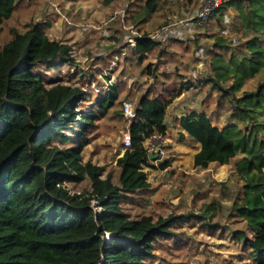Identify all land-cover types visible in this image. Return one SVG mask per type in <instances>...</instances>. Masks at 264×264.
<instances>
[{"label":"trees","instance_id":"obj_1","mask_svg":"<svg viewBox=\"0 0 264 264\" xmlns=\"http://www.w3.org/2000/svg\"><path fill=\"white\" fill-rule=\"evenodd\" d=\"M23 1L0 0V23L10 19ZM158 3L148 0L139 9L135 15L137 25L158 11ZM230 3L236 1H226ZM237 4L243 9L244 28L251 34L244 41L247 50L239 56L231 52L227 60L228 44L218 39L209 55L212 74L203 81L198 77L181 81L182 86L172 89L170 98L153 94L149 86L134 106L135 115L128 126L131 145L117 159L116 177L104 166L82 161L90 130L117 104L116 86L90 101L78 85H48L35 69L66 60L72 45L51 40L38 24L12 31L10 39L0 46V264H149L157 241L174 236V222L190 215L155 218L152 214L133 216L128 210L131 194L150 185L144 167L150 165L151 153L144 141L167 133L168 106L183 88L202 85L209 78L221 91L220 101L225 105L210 112H185L178 118L183 129L181 139L187 135L200 143L194 155L196 166L233 163L247 174L253 173L248 186L261 184L264 0ZM222 17L218 16L220 23ZM158 43L148 31L136 39L135 52L144 64L140 72L148 78L155 76L158 68L146 61V56ZM174 52L171 56L179 66L178 49ZM253 78L257 79L254 87L245 88L247 80ZM227 81L230 85L225 87ZM243 87L242 95L237 96ZM224 107L228 121L221 124L215 115ZM240 152L244 153L242 157ZM155 159L159 160L160 155ZM169 165L167 159L159 162L160 168ZM85 173L92 187L89 198L100 201L101 211L87 203L88 197L79 199L69 192L68 183L83 179ZM263 195L257 193L254 202L238 205L254 232L244 244L255 264H264ZM109 232L112 235L107 238Z\"/></svg>","mask_w":264,"mask_h":264},{"label":"rangeland","instance_id":"obj_2","mask_svg":"<svg viewBox=\"0 0 264 264\" xmlns=\"http://www.w3.org/2000/svg\"><path fill=\"white\" fill-rule=\"evenodd\" d=\"M147 1L25 0L10 19L0 23V46L10 39L13 30H25L33 24H38L51 40L72 45V53L66 60L35 69L42 73L48 85L60 82L78 85L90 101L105 95L112 85L116 86L117 104L107 116L95 122L82 157L83 162L104 166L115 177L116 162L125 151L123 137L131 118L124 114L123 102L129 100L134 107L149 86L153 94L170 98L171 90L182 86L181 81L191 77L203 81L212 74L209 55L213 54L211 48L218 39L228 44L225 55L228 60L231 52L239 56L247 50L244 41L251 36L242 22L243 9L237 7V3L246 5L247 0H235V4L220 0L203 21L196 20L197 12L214 0H158V11L137 25L135 15ZM219 9L224 11L216 14ZM220 15L224 17L221 23ZM171 22L183 34L172 32L174 27L166 28L169 32L155 39L158 46L147 54L146 61H152L158 71L148 78L140 72L144 64L138 61L131 38L144 31L150 36ZM176 49L179 66L171 56ZM256 82L257 79H248L245 88L254 87ZM187 85L188 82L183 86ZM229 85V81L224 82L225 87ZM245 88L236 95H242ZM220 93L213 87V78L202 85L183 88L180 97L173 98L168 106L167 133L163 136L166 141L160 146L164 154L156 148L160 141L156 135L144 141L152 155H161L159 160L150 158V165L144 167L150 185L131 194L128 210L133 216L152 214L155 218L190 215L174 222L171 227L174 236L157 241L149 264H255L244 244L245 238H252L254 232L238 205L249 200L254 202L257 193L263 195L264 179L253 187L247 184L253 173L247 174L233 163L211 164L207 168L196 166L194 155L200 143L187 135L184 139L180 136L178 118L191 109L210 112L223 107L225 101H220ZM228 99L231 100V95ZM222 111L215 115L221 124L228 121L227 107ZM261 119L264 122V113ZM261 138L264 152V133ZM243 155L239 153L240 157ZM166 159L170 165L160 168L159 162ZM67 186L70 194L79 199L88 197L87 203L91 199L87 173L83 179ZM212 213L215 215L211 216Z\"/></svg>","mask_w":264,"mask_h":264},{"label":"built area","instance_id":"obj_3","mask_svg":"<svg viewBox=\"0 0 264 264\" xmlns=\"http://www.w3.org/2000/svg\"><path fill=\"white\" fill-rule=\"evenodd\" d=\"M219 2H220V0H214V1L210 2L209 4L207 3L203 9H200L197 12V14L195 16L197 18L196 20L197 21H203V20L207 19L211 10L214 9L215 7H217L219 5ZM172 27H174V29H175L172 32H175L177 34H183L181 32L182 30H180L175 24H172V22H171V23L165 25L161 30L155 31L153 34L150 35V37H152L153 39H157L158 37L165 34L166 32H169V31H167L166 28H172ZM140 36H138V37H140ZM138 37L131 38L132 44H134V45L136 44V39ZM122 108H123V112L126 116L133 117L135 115L134 107L132 106L131 101H129V100L124 101ZM163 136H165V135L158 134V135H156L155 138H160V141L157 143L156 148H160V152L164 154L163 149L160 147L161 144H163L166 141V138H163ZM150 138H152V137H150ZM130 145H131V135H130V132L128 130L124 134V137H123V146H124V148H126V147H129ZM146 148H147L148 152L151 153V155H152V152L149 151V148L148 147H146ZM157 154H159V153H157ZM159 155H161V154H159ZM63 185L65 186V184H63ZM88 203H89V205L94 207L95 211H101L102 205L98 199L92 197L91 199L88 200ZM111 235H112V233H110V232L107 233V238H110Z\"/></svg>","mask_w":264,"mask_h":264},{"label":"water","instance_id":"obj_4","mask_svg":"<svg viewBox=\"0 0 264 264\" xmlns=\"http://www.w3.org/2000/svg\"><path fill=\"white\" fill-rule=\"evenodd\" d=\"M157 157V154L151 155V159H155Z\"/></svg>","mask_w":264,"mask_h":264},{"label":"crops","instance_id":"obj_5","mask_svg":"<svg viewBox=\"0 0 264 264\" xmlns=\"http://www.w3.org/2000/svg\"><path fill=\"white\" fill-rule=\"evenodd\" d=\"M197 89H199L200 90V88L198 87ZM178 97H180V96H178ZM180 131H183V129H181V127H180ZM200 149V148H199Z\"/></svg>","mask_w":264,"mask_h":264}]
</instances>
